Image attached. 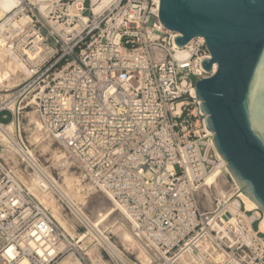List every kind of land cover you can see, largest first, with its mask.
Wrapping results in <instances>:
<instances>
[{
    "label": "built area",
    "instance_id": "2783aa9c",
    "mask_svg": "<svg viewBox=\"0 0 264 264\" xmlns=\"http://www.w3.org/2000/svg\"><path fill=\"white\" fill-rule=\"evenodd\" d=\"M178 35L160 23L155 0H17L0 18V45L24 78L0 98V113L14 124L31 109L157 264H264L257 217L221 199L200 209L204 177L223 164L193 94L213 72L201 66L205 39L179 47ZM66 243L0 156V264H52ZM117 251L115 262L131 264Z\"/></svg>",
    "mask_w": 264,
    "mask_h": 264
},
{
    "label": "water",
    "instance_id": "95a60500",
    "mask_svg": "<svg viewBox=\"0 0 264 264\" xmlns=\"http://www.w3.org/2000/svg\"><path fill=\"white\" fill-rule=\"evenodd\" d=\"M177 46L205 39L195 95L218 155L264 214V0H159Z\"/></svg>",
    "mask_w": 264,
    "mask_h": 264
},
{
    "label": "rangeland",
    "instance_id": "374dc122",
    "mask_svg": "<svg viewBox=\"0 0 264 264\" xmlns=\"http://www.w3.org/2000/svg\"><path fill=\"white\" fill-rule=\"evenodd\" d=\"M6 55L7 54H4L5 63L8 61L11 65H13L12 60ZM4 67V63H0V70L4 69ZM16 71L17 72L11 77L0 81V98H4L8 94L6 90H10V88L15 87L23 80V72L18 69H16ZM9 119V115H7L6 118H3L0 115V121L5 122V124H7ZM6 126L10 127L9 130L11 131L12 137L16 140V142L24 147L26 151H30L33 154L34 161L38 167L42 169L49 179L53 180L61 190L60 193L62 197H60L61 195H59V193L54 192V190H51L50 192L54 202H56V209H50L46 205L45 207L49 210V212H51L54 219L55 217L62 219L64 223L63 225L59 221L56 222L67 236L68 241L71 244H75L76 250L74 249V252V250L68 248L66 243V246L64 247L65 251L60 256H58L52 262V264H59L70 254L72 258H77L80 264H120L113 260L114 258L111 255L107 245H105L106 243L102 241L101 234L108 238H105V241L112 245L116 251L119 250L123 253L124 259L127 262L131 264H157V260L154 259L153 251L141 245L132 236L130 223L120 212V210L116 208L108 195L92 186V184L87 180L83 179L81 177L80 171L70 162V160L64 157L61 147L56 142L45 136L41 130H39L37 127L35 114L31 109H27L25 113L18 116L14 124L10 122V124ZM35 132L39 134L40 141L38 140V142H34L32 138ZM56 154L59 155L58 158L57 156H54ZM0 155L6 164L12 170L14 169V172L16 175H18V178H21L22 180L24 179V181H21L23 184L25 182L24 185L27 187V189V185L29 184L26 182L28 180H32V178H35L36 175L41 176V172L39 173L37 169L35 170V168L24 159V157L16 153L8 144L2 141H0ZM54 159L60 160L57 162ZM224 177L221 176L216 183H212L210 188L201 187L199 189L198 197L200 209L202 211L210 210L213 207L216 199L222 200V196L219 194V189L228 191L229 189L234 188L230 179L226 176ZM75 180L77 183L74 182ZM68 181L74 182L76 187L79 184L82 186V198H80L79 195H76L79 193L73 195V191H71V188L68 187ZM29 192L31 191L29 190ZM37 192L39 195V190H36V193ZM32 193L34 194V192ZM35 196L37 197V195ZM63 197L73 199L76 208L78 207V210H80L79 212L81 214L77 213V211H75L73 207H70L67 203H64L65 201L63 200ZM110 208L113 209L114 212L109 216L108 219L99 222V213H103ZM241 209L244 211L243 205H241ZM247 214L249 216L252 214L255 215L254 218L257 217L253 224V228L258 230V225L263 218V213L259 210V208H256L248 211ZM81 215L86 219V221L83 222ZM94 222H96L97 226L92 228L91 225H93ZM115 223L116 226L107 229L109 226ZM117 226H120V229L117 230ZM125 233L130 235L131 240L124 238L123 235ZM261 235L264 236V232H261ZM71 252H73V254ZM143 256L149 258L145 261V263L142 260Z\"/></svg>",
    "mask_w": 264,
    "mask_h": 264
},
{
    "label": "bare ground",
    "instance_id": "6f19581e",
    "mask_svg": "<svg viewBox=\"0 0 264 264\" xmlns=\"http://www.w3.org/2000/svg\"><path fill=\"white\" fill-rule=\"evenodd\" d=\"M17 0H0V18L4 15V13H6L7 11H9L16 3ZM98 0H93V2H97ZM105 0H103L104 2ZM156 1V4H157V7L159 8V0H155ZM100 6V5H99ZM98 6V7H99ZM5 50L3 49V47H1L0 45V63H4V69L0 70V81H3L4 79H7L8 77H11L12 75H14L17 71L16 69L20 70L21 72H24V68L23 66H21L18 62H16L15 60H13L11 57L10 59L12 60L13 62V65H11L8 61L7 63H5V59H4V54H6ZM8 56V55H6ZM3 65V64H2ZM217 68V64L216 63H213V66H212V72H214ZM193 94L195 95V90L193 91ZM196 96V95H195ZM10 124L7 123V124H4V125H0V141L2 142H5L6 144H8L16 153L20 154L22 157H24L25 160L28 161V163L31 164V166H33L35 168V170L37 169V171L40 173L41 172V176L39 175H36V177L30 181L28 180L26 183L29 184L27 185L28 186V189L31 191L30 193L34 192V196L37 195V197L35 196V198L45 207L48 206L50 209H56V202H54L53 200V197L50 195V192L51 190H54V192H57L59 193V195H61V190L59 189L58 185L51 179H49V177L43 172L42 169H40L38 167V165L35 163L34 161V156L33 154L30 152V151H26L24 147H22L20 144H18L16 142V140L12 137V134H11V131L9 130L10 127L9 126H6ZM6 126V127H4ZM205 126V129L208 131V133L212 134V132L210 130H208V128L206 127V125L204 124ZM37 127L39 128V124L37 122ZM40 130V128H39ZM34 142H38L39 140V134H37V132H35L32 136ZM40 141V140H39ZM33 142V143H34ZM43 144V143H42ZM213 144V147L215 149V152L217 154L218 157H220L217 153V150L214 146V143L212 142ZM44 145V144H43ZM44 147V146H43ZM45 148V147H44ZM55 154V153H54ZM1 156V155H0ZM54 156H57V158L59 157V155H54ZM65 157V156H64ZM221 158V157H220ZM56 160V159H54ZM60 160V159H58ZM58 160H56L58 162ZM222 160V159H221ZM223 161V164L220 165V166H216L215 168H213L205 177H204V180H205V185H208V186H211L212 183H216L217 180L222 176H226L230 179V181L232 182V186H234V188L232 189H229L228 191H225V190H222V189H219V194L220 196H222V200H228L227 201V204L228 206L233 210V211H238L240 210L241 212L242 209H239V206L240 204L243 205L244 209L246 211H251L253 209H258V205L248 196L246 195L244 192H242L236 182V180L234 179L233 175L231 174L230 170L227 168L226 164H225V161ZM65 162V161H64ZM14 171V169H13ZM17 171V170H16ZM19 173V172H18ZM20 174V173H19ZM22 175V174H21ZM23 176V175H22ZM18 177V175H17ZM25 178V177H24ZM225 178V177H224ZM20 180H22L20 178ZM24 181V179L22 180ZM21 181V182H22ZM26 181V180H25ZM78 181V180H77ZM76 182V180L74 181ZM74 182L72 181H68V187L71 188V191H73V195L76 194V193H79V194H76V195H79L80 198L81 197V191H82V186L79 184L77 185V187L74 185ZM77 183V182H76ZM79 183V181H78ZM25 184V182H24ZM83 185V184H82ZM75 186V187H74ZM69 188V190H70ZM50 189V191H49ZM206 189V188H205ZM36 190L38 191L39 190V195H38V192L36 193ZM85 190V189H84ZM83 190V191H84ZM203 190V189H202ZM234 190V191H233ZM86 191V190H85ZM204 191V190H203ZM233 191V192H232ZM232 192V193H231ZM231 193V194H230ZM234 193H236V197L232 196ZM86 194V193H85ZM64 195V194H63ZM72 195V196H73ZM84 196V194H83ZM232 196V197H231ZM62 197V195L60 196ZM109 197V195H108ZM110 198V197H109ZM79 199V198H77ZM63 201L64 203H67L70 207H73V209L75 211H77V213L81 214L78 210V207L76 208L75 206V203L73 202V199L71 198H64L63 197ZM114 212L113 209H107L105 212L103 213H99V222L100 221H104L106 219L109 218V216ZM247 217V220L250 221L252 220L255 215H252V216H249L248 214L246 215ZM81 218L84 221H86V219L81 215ZM98 218V219H99ZM126 218V217H125ZM55 220L56 221H59L62 225L64 224L62 219L60 218H57L55 217ZM97 220V219H96ZM98 221V220H97ZM98 222V223H99ZM94 226H97L96 222H94L93 225H91V227L93 228ZM114 226H116V223L115 224H112L111 226H109L107 229L109 228H113ZM120 229V226H117V230ZM259 231L260 232H264V214H263V218L261 219L260 223H259V227H258ZM99 234V233H98ZM101 234V233H100ZM124 238L127 239V240H131L130 239V235L125 233L124 235ZM102 238V237H101ZM105 237L102 238V241L104 243H106L105 245H107L108 249L110 250V252L113 254L117 253V251L115 250V248L110 245L107 241H105ZM101 241V240H100ZM64 244H61V247H63ZM66 246V245H65ZM68 248L74 250L75 249V244H71V243H68L67 244ZM76 250V249H75ZM74 250V252H75ZM65 251V250H64ZM109 252V253H110ZM73 254V252H71ZM111 254V255H112ZM69 255V254H68ZM149 258L147 257H144L143 256V262L145 263L146 260H148ZM76 263H79V261L77 260V258L75 259L71 257V254L65 259H63L59 264H76ZM19 264H30L29 261L27 259H22L20 260ZM80 264V263H79Z\"/></svg>",
    "mask_w": 264,
    "mask_h": 264
},
{
    "label": "crops",
    "instance_id": "0c3cea01",
    "mask_svg": "<svg viewBox=\"0 0 264 264\" xmlns=\"http://www.w3.org/2000/svg\"><path fill=\"white\" fill-rule=\"evenodd\" d=\"M6 113H0V115L3 117V118H5L4 117V115H5ZM7 115H9L8 113H7ZM7 117V116H6ZM7 122H9V120L7 121ZM5 123V122H4Z\"/></svg>",
    "mask_w": 264,
    "mask_h": 264
}]
</instances>
